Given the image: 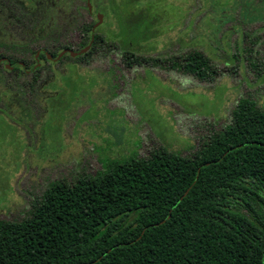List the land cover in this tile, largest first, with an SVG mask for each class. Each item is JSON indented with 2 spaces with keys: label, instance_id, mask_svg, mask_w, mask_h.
I'll list each match as a JSON object with an SVG mask.
<instances>
[{
  "label": "rangeland",
  "instance_id": "1",
  "mask_svg": "<svg viewBox=\"0 0 264 264\" xmlns=\"http://www.w3.org/2000/svg\"><path fill=\"white\" fill-rule=\"evenodd\" d=\"M92 1L104 10L99 34L116 32L112 51L102 44L86 66L41 70L32 89L27 75L18 85L0 80L9 115L0 114L1 220L22 218L49 181L72 182L105 159L144 157L159 146L189 155L228 122L240 96L264 109V0H118L116 13L127 12L117 26L113 3ZM82 3L73 5L84 17ZM10 28L0 23L1 40ZM67 28L68 40L77 37L72 21ZM120 41L144 61L127 65ZM192 49L216 69L212 80L166 68L168 57Z\"/></svg>",
  "mask_w": 264,
  "mask_h": 264
},
{
  "label": "trees",
  "instance_id": "2",
  "mask_svg": "<svg viewBox=\"0 0 264 264\" xmlns=\"http://www.w3.org/2000/svg\"><path fill=\"white\" fill-rule=\"evenodd\" d=\"M107 1L113 3L115 25L126 24L127 10L117 14L118 0ZM8 2L9 20L22 30L9 42L27 52L9 61L33 64L29 42L43 40L36 48L44 62L32 80L38 70L51 68L55 75L53 66L88 63L102 44L106 51L114 48L116 32L102 36L85 18L73 21L78 39L68 41L66 15L73 12L62 2L39 0L33 12ZM90 37L84 53L45 58L44 51L53 57L63 47L81 48ZM120 43L127 65L144 61ZM167 60L166 68L199 81L216 75L196 49ZM250 66L257 68L255 62ZM21 69L17 62L14 71L3 70L5 79ZM0 264H264V109L240 96L228 122L189 155L159 146L144 157L105 159L101 169L72 182L49 181L22 218L0 219Z\"/></svg>",
  "mask_w": 264,
  "mask_h": 264
},
{
  "label": "flooded vegetation",
  "instance_id": "3",
  "mask_svg": "<svg viewBox=\"0 0 264 264\" xmlns=\"http://www.w3.org/2000/svg\"><path fill=\"white\" fill-rule=\"evenodd\" d=\"M13 1V0H12ZM47 1H50V0H47ZM74 1H81V0H63L62 1V3H63V5H66L67 6V8H69V11L70 12H73V15L72 16H70V14H67L66 15V17H68V21L70 20V21H74V20H79V19H83V18H85V19H89V20H92V25H91V28H90V30L91 31H93L96 27H98L101 23H102V18L104 17V12L103 11H101V8H99V9H95L94 8V5H93V1L92 0H82L84 3H82V5H81V7L85 10V16L83 17L82 15L81 16H79L78 14H77V11H76V7H79L78 5H76L75 7H74V5H73V2ZM14 3H16V5L19 7V6H21L22 8V10L24 9V10H28L29 12H33V11H35V9L39 6L38 4H39V0H14ZM27 3H28V5H27ZM8 6H10V4H9V2H8V0H0V23L2 24V26H11V28L10 29H12V27H18L19 29L16 31V32H13L12 34H10L11 33V31L12 30H10V29H7V33H8V35H9V38H7V39H5V40H1V39H3V38H1L0 39V73H2V74H4V71L3 70H12V68H13V66L18 62V63H20L21 64V66H22V69L18 72V75L17 76H14L13 77V79L10 81L9 79H5V78H7V76L4 74L3 75V79L1 80L2 81V84H5L6 86L8 85L7 83H6V81H9L10 83H11V85H18L19 83L17 82V77L18 76H22V75H27L28 76V78H27V80L25 81V83H27L26 84V86L28 87V88H31L32 89V85H33V83H36L37 82V79H38V76H39V73H40V71L41 70H38V71H35L36 72V75L34 76V79L32 80V76H33V73H34V69L36 68V67H38L40 64H42L44 61L42 60V59H39L38 58V53H39V51H40V49H37L36 47H39V44L40 45H42L43 44V40H39V39H37V41H34V42H32V43H30L29 42V44H31V45H29V48H35V51H34V53H33V57H34V63L33 64H30V65H28V66H24L23 65V63L21 62V61H16V62H14V63H11L10 61H9V59H8V57H11V56H13V57H21V55L22 54H26L27 55V52H25L24 50H25V48H22V47H16V48H14V46L13 45H11V43L9 42L10 41V37L12 36V35H18L20 32H22V30H20V27L19 26H16V25H13V23L12 22H10V18H12L13 17V13H9V10H8ZM11 7V6H10ZM66 8V7H65ZM72 10V11H71ZM69 11H65V12H69ZM10 14V15H9ZM97 14H101V20H100V22L96 25V26H94V24H95V22L97 21V18H96V16H97ZM71 19H73V20H71ZM68 24V23H67ZM13 25V26H12ZM73 29H76L74 26H73ZM71 30V29H70ZM70 30L67 32V34H66V36L68 35V33H69V35H71L70 34ZM77 30V32H78V29H76ZM78 34H79V32H78ZM78 39V35H77V37H75V38H71V37H69V40H68V38H67V40L68 41H71V42H74L75 40H77ZM91 41H92V39H91V37H90V39L88 40V42L86 43V44H84L83 46H81V48H83L84 46H86L87 44H89V46H90V44H91ZM28 46V45H27ZM89 46H88V48H89ZM81 48H76V47H74V46H70V47H63V48H60L58 51H57V53H56V55L55 56H51L49 53H47L46 51H44V55H45V58L47 59V60H50V61H56V60H58L62 55H64V54H68V52H63L58 58L56 57L57 56V54L59 53V52H61L62 50H64V49H70V50H72V51H75V52H77L78 50H80ZM88 48H87V50H88ZM86 50V51H87ZM85 51V52H86ZM84 53V52H83ZM81 54V53H80ZM69 55V54H68ZM77 55H79V54H77ZM70 56V55H69ZM76 56V55H75ZM70 57H74V56H70ZM29 60H30V58H29ZM89 63V62H88ZM44 64H48L47 62L46 63H44ZM87 65V63H77L76 64V66H78V65ZM63 66V68H65L66 69V67L64 66V65H62ZM54 68H56L57 66H53ZM75 68H77V67H75ZM49 71H51V68H47ZM42 70H44V69H42ZM12 71H14V70H12ZM11 71V72H12ZM52 72V71H51ZM51 79H53V77L51 78ZM50 81H52V80H50ZM22 83L20 82V85H21ZM10 85V86H11ZM49 88L50 89H52L51 88V86H49ZM55 90V89H54ZM0 114H7V113H4V111H3V109L0 107ZM8 115V114H7ZM9 116V115H8Z\"/></svg>",
  "mask_w": 264,
  "mask_h": 264
},
{
  "label": "water",
  "instance_id": "4",
  "mask_svg": "<svg viewBox=\"0 0 264 264\" xmlns=\"http://www.w3.org/2000/svg\"><path fill=\"white\" fill-rule=\"evenodd\" d=\"M96 18H97V21L95 22L94 26H96L100 22V20H101V14H97ZM88 46H89V44H87L86 46H84L83 48H81L80 50H78L77 52L72 51L70 49H64L61 52H59L56 57L58 58L63 52H68V54L70 56H75L77 54H80V53L85 52L87 50Z\"/></svg>",
  "mask_w": 264,
  "mask_h": 264
}]
</instances>
